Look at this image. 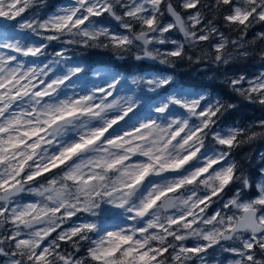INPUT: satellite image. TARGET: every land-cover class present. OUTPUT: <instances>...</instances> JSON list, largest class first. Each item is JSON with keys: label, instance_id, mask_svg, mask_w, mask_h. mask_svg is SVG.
<instances>
[{"label": "snow or ice", "instance_id": "obj_1", "mask_svg": "<svg viewBox=\"0 0 264 264\" xmlns=\"http://www.w3.org/2000/svg\"><path fill=\"white\" fill-rule=\"evenodd\" d=\"M38 2L0 0V256L8 264H206L209 249L232 241L239 247L223 250L239 258L230 264H264L256 255L264 253V168L256 183L231 159L257 133L214 130L218 115L235 105L179 87L152 102L145 89L159 95L173 83L162 75L129 82L106 74L89 87L85 69L68 65L66 48L36 63L46 54L43 40L68 37L64 44L123 51L139 42L137 60L163 55L159 62L167 64L184 55V43L164 36L172 30L193 45L218 34L215 60L228 63L227 40L211 21L203 24L201 0H181L182 9L195 10L187 16L168 0H74L47 18H25ZM215 5L227 6L228 24L264 23V0ZM164 10L172 17L167 24L160 20ZM105 14L126 34L101 26ZM153 43L175 47L154 53ZM229 84L264 106V73ZM258 126L264 129V120ZM233 184H239L234 195L209 214ZM25 194L34 199L22 202ZM85 214L89 219L80 221ZM190 239L197 243L188 246Z\"/></svg>", "mask_w": 264, "mask_h": 264}, {"label": "trees", "instance_id": "obj_2", "mask_svg": "<svg viewBox=\"0 0 264 264\" xmlns=\"http://www.w3.org/2000/svg\"><path fill=\"white\" fill-rule=\"evenodd\" d=\"M53 1L51 0L49 5L46 7L47 15L53 7ZM172 3L178 12L182 15L194 12L195 10H185L180 7L181 0H168ZM40 6V5H39ZM36 6L28 9L23 15H27L29 12L34 10ZM120 9V8H119ZM118 12L121 13V9ZM163 9V6H162ZM199 11L203 17V24L207 25L209 21L223 33V36L227 40L226 48L229 47L230 41L234 40H244L249 48V53L244 57L243 61H231L228 65H234L238 68L246 69L247 63L256 62L264 64V58L261 57V53L264 52V38L257 35L258 32L263 30L264 23L254 22L247 29H242L241 26L231 25L224 21L223 16L228 13L227 6L215 5V0H201V5L199 6ZM46 14V11H44ZM45 14L39 16L40 19L45 17ZM107 15V14H106ZM161 22L168 20L167 11L164 10V14L160 17ZM105 24L110 26V29L115 30L111 27L109 21H105ZM136 30H139V25H135ZM264 33V32H262ZM42 33V36H45ZM30 35V39L35 38L34 35ZM42 39V38H41ZM176 39L185 44L184 55L182 58H172L168 57L169 63L161 64L159 61L154 65H150L142 60H135L133 55L129 52L123 51L121 49L103 46H92L80 48L82 45L76 44V47L72 49L76 54H73L72 61L75 64H79L85 69V78L94 70L105 71L107 74H118L120 76L128 77L130 75L142 74V73H154V72H167L172 78V85L158 90L157 93H151L146 96V98L162 99L167 96L169 91L173 88L191 89L195 94L202 93L209 100L214 101L215 99H220L225 104H232L235 107L225 108V110L218 115L216 118V124L214 130L226 132L229 128H245L250 132L255 131L257 137L254 140H245L240 146L234 148L231 152V159L234 160L241 174L247 176L253 182H256L258 173L260 171V163L264 162V129L258 126V122L264 120V113L262 112L261 105L256 102H251L240 96L228 83L223 80L206 81L200 76V73L196 70V65L211 64L212 54L211 44L212 39L208 41L200 42L195 44L194 47H189L187 43L181 40V36L177 35ZM103 44H107L108 41L105 38H101ZM51 41H47L46 54L41 57V60L47 58L55 50V47L50 46ZM194 50H201L200 55H195ZM224 50V52H225ZM72 55V54H71ZM114 56H119L118 59H113ZM198 58V62L193 60ZM23 59H30L24 58ZM152 100V101H153ZM175 111L180 113L183 110L178 107ZM206 143L211 144L212 140L209 137ZM260 153V155H258ZM239 187V184H233L226 192L223 194L222 200L231 198L234 195V191ZM249 195H254L255 191L253 189L247 190ZM222 201H217L216 204L209 209V214L214 209L219 208L218 204ZM83 255V249L80 253ZM256 255L260 259H264V253H261L259 249H256Z\"/></svg>", "mask_w": 264, "mask_h": 264}, {"label": "rangeland", "instance_id": "obj_3", "mask_svg": "<svg viewBox=\"0 0 264 264\" xmlns=\"http://www.w3.org/2000/svg\"><path fill=\"white\" fill-rule=\"evenodd\" d=\"M50 1L51 0H39V2L34 5V6H36L35 8H33L34 10L29 12L27 15H24V17L29 18V19H31V18L40 19L39 16H42L43 14H45L44 11H46L44 18H47L49 15L56 13L61 7L69 6L72 3H74V0H54L53 1V7L50 10L49 14L47 15L46 7L49 5ZM117 8L119 9V6H117ZM119 11H120V9H119ZM122 11L123 10L121 9V13H119L117 10L118 14H122ZM191 13H193V12H191ZM188 14H190V13H187L184 16H187ZM98 20H99V24L101 26H106L110 29V26L105 24V21H109L111 27H113L115 29V30L110 29L112 32L125 33V30H123L119 27V22L115 21L111 16H108L105 14L103 17L98 18ZM169 22H171V20L169 18H168V20L162 21V23H164V24H167ZM262 32H264V25H263V30L258 32L257 35L261 34ZM219 33H220V31H219ZM48 34H50V33H46L44 35L46 36ZM177 35H180L181 40L184 41L182 34L175 31V30H172L169 33L164 34V36L169 41L177 40L176 39ZM41 38L42 37L35 36V38L31 41H33L35 43H40ZM66 39H68V37H62L61 40H58V41H51L50 46L55 47L54 48L55 50L47 58H45L44 60L39 59L36 61V63L40 64L42 61L47 62L49 60H55V59H57V57L55 56V53L57 51L61 50L62 48H66L67 49L66 56L68 58V65H75V63L72 61V59H73L72 56H73V54H76V53L72 49H74L76 47V44H64L63 40H66ZM211 39H212V44H211L212 54H209V56L211 57V59H210L211 64L210 65H207V64L196 65L197 66L196 70L200 73V76L203 78V80H206V81L223 80L225 83L229 84V81L231 79L238 78L241 75L245 76L246 80H252L256 76L260 75L261 73H264V64H260V63H256V62L247 63L246 69L238 68L237 66H234V65H228L229 62H231V61H243L244 60V57L246 55H242V53H245V52L247 54L249 53V48L246 44V41L241 40V39L234 40L236 42L235 44L232 43L233 41H230L231 45L229 43V47L225 50V52L222 53V55L228 59V63H223L222 61L217 62L215 60L216 52H215V49L213 47L215 44L222 42L220 39V36L218 34H213V35H211ZM46 42H47V40H43V43H46ZM184 42H186V41H184ZM186 43H187L186 45H188L189 47H194L193 44H190L188 42H186ZM148 47H149V50L153 51L154 53H155L156 49H159L160 53L163 54L167 51L172 50L175 47V45H173L171 43H165L163 45H161L159 43H153L152 45H149ZM80 48H84V46L82 45ZM127 52H129L130 55H133L135 60H137L136 59L137 56L143 57V47H142V45L139 44V42H137V44L135 46H133ZM194 54L200 55L201 50H194ZM118 57L119 56H114L113 59H118ZM162 58H164L163 55L158 56L156 60H153V62H151V60H150L147 63L150 65L151 64L154 65V64L158 63V61ZM21 59H23V57H21ZM140 60L144 61L143 59H140ZM193 61L198 62L199 60H198V58H195ZM66 66L67 65H63V64L61 65V67H66ZM106 74L107 73L105 71L94 70L89 75L88 78H85V82L88 84L89 87H91L92 83L101 82L102 78ZM156 75L170 76L169 73H167V72H162V73L154 72V73H142L140 75L139 74L130 75L127 78L129 79V82H130L131 79L134 77H139V76L150 77V76H156ZM243 86L247 87L248 86L247 82H245ZM133 87H135V86H133ZM142 87H143V85H142ZM118 89H119V86H118ZM172 90L169 91L168 95L172 92ZM183 90L185 92L195 94L191 89H183ZM151 93H153V92H147L145 89V95L146 96L151 94ZM69 94H71V92ZM158 100L159 99H155L152 102H156ZM262 108H264V106H261V109ZM262 112L264 113V109H262ZM220 132H222V131H220ZM258 155H260V153H258ZM260 164L261 165L263 164L260 167V169L264 168V162H262ZM258 182H260V181L256 180V183H258ZM21 199H22V202H26L28 200L34 199V197H31V196L25 194L22 196ZM228 199H230V198L222 200V202H220L218 204L219 208H221L222 203L227 202ZM214 210H216V209H214ZM85 219H89V217H87L86 214L80 216V221H83ZM185 243L188 246H192L194 243H197V241L190 239L188 241H185ZM201 243H202V241H201ZM228 247H239V243L238 242H232V241L223 242V248H228ZM63 248L67 251H71L70 245H63ZM223 248L221 246H216V247L209 249L208 252L206 254H204V259L206 261V264H230L231 261H234L235 259L239 258L231 252L224 251ZM0 264H8V257L0 256ZM195 264H200V261L197 260L195 262Z\"/></svg>", "mask_w": 264, "mask_h": 264}, {"label": "water", "instance_id": "obj_4", "mask_svg": "<svg viewBox=\"0 0 264 264\" xmlns=\"http://www.w3.org/2000/svg\"><path fill=\"white\" fill-rule=\"evenodd\" d=\"M168 14V13H167ZM168 16H169V18L172 20V17L168 14ZM144 60H146V61H150L151 60V62H153V60L152 59H149V58H144Z\"/></svg>", "mask_w": 264, "mask_h": 264}]
</instances>
